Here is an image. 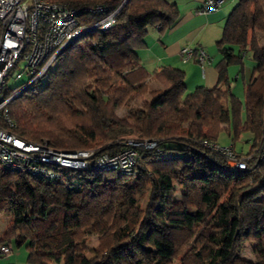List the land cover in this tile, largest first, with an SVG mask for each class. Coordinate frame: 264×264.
I'll list each match as a JSON object with an SVG mask.
<instances>
[{"label":"trees","instance_id":"16d2710c","mask_svg":"<svg viewBox=\"0 0 264 264\" xmlns=\"http://www.w3.org/2000/svg\"><path fill=\"white\" fill-rule=\"evenodd\" d=\"M54 1L106 8L80 14V23L113 12L115 20L72 41L44 84L7 105L12 134L95 155L118 153L126 134L157 143L138 149L129 176L92 161L81 170L51 167L59 174L54 182L0 167V215L7 218L0 243L23 246L30 264H264V0L237 1L217 41L218 85L191 92L182 70L148 72L136 53L150 28L173 23L175 4ZM248 52L255 66L242 101L231 92L228 67L243 65ZM221 131L245 169L201 144L216 142ZM242 133L252 135L246 152L233 145ZM244 243L250 258L241 256Z\"/></svg>","mask_w":264,"mask_h":264},{"label":"built area","instance_id":"2783aa9c","mask_svg":"<svg viewBox=\"0 0 264 264\" xmlns=\"http://www.w3.org/2000/svg\"><path fill=\"white\" fill-rule=\"evenodd\" d=\"M223 0H205L200 12L218 7ZM102 5L81 9L70 8L54 0H0V167L22 175H31L47 182L59 179L51 167L60 166L77 170L87 169L90 162L102 170H117L131 175L138 157V149H152L156 141L139 140L131 135L121 137L125 147L118 153L95 155L93 150L58 151L43 140L32 143L12 134L15 126L7 105L24 91L41 85V79L53 69L56 58L72 41L90 29L101 31L114 23L115 12L94 24L80 23V14L102 13ZM194 57L204 68L209 60L201 47H183L180 59L185 62ZM8 81L16 84L7 86ZM206 148L221 154L228 166L246 168V159L236 154L231 145L202 140ZM95 156L94 159L91 157ZM91 159V160H90ZM13 253L10 243H0V257Z\"/></svg>","mask_w":264,"mask_h":264},{"label":"crops","instance_id":"0c3cea01","mask_svg":"<svg viewBox=\"0 0 264 264\" xmlns=\"http://www.w3.org/2000/svg\"><path fill=\"white\" fill-rule=\"evenodd\" d=\"M166 1L177 6V17L164 30L160 31L158 27H152L148 30L144 38V45L136 50L141 65L148 72L158 71L162 67H174L182 70L184 72V83L188 92L193 91L197 87L214 88L218 85L216 64L222 59V53L217 45V41L221 38L225 21L238 0H223L218 7L206 12H200L205 0ZM183 47L203 48L209 56V60L204 68L194 57L183 62L180 59V50ZM246 54L244 53L243 56ZM243 70V65H230L228 67L229 84L230 75H232V79L236 80L239 74L242 73L243 75ZM224 86L222 84L220 88L224 89ZM230 89L233 93L231 84ZM251 138L252 135L250 134V139L247 141L250 142ZM6 223L7 220L3 223V226L0 225V237L6 229ZM12 255L13 253L9 257L0 258L6 259L3 263L10 264L13 261L11 259ZM0 264H2L1 261Z\"/></svg>","mask_w":264,"mask_h":264},{"label":"rangeland","instance_id":"374dc122","mask_svg":"<svg viewBox=\"0 0 264 264\" xmlns=\"http://www.w3.org/2000/svg\"><path fill=\"white\" fill-rule=\"evenodd\" d=\"M255 65V62L252 60L251 57V53L248 52L244 57H243V75L242 73L239 74V77L234 80L231 78L232 75H230L229 79H230V84H231V88L233 93L238 96V98H240L242 101H244V84L245 82L248 80L250 74L252 73V69ZM237 69V68H236ZM45 78L41 79V84L45 83ZM16 83L13 81H8L7 82V86H14ZM148 85L150 88H155L157 86L156 82L151 79L148 82ZM124 112V110H120L117 111L118 115H122ZM126 135H131V134H126ZM135 137V136H133ZM250 139V134L248 133H242L240 135V137L234 141L233 145L236 151H243L246 152L250 146L249 144V140ZM220 146H229L232 143L231 137H229L225 131H221L217 141H216ZM176 198L179 197V193H176ZM7 220V218L5 219V217H3L2 215H0V225H4L3 223ZM12 248H13V255L11 257V259H13L12 263L10 264H30L26 261V250L24 249L23 246L21 247H15L13 244ZM89 247H95L97 245V239L96 236H91L89 243H88ZM241 256L250 258L251 257V253H250V244L248 243H244L242 246V252H241ZM9 260V259H8ZM0 261L2 262V264H6L3 263V261H6L5 258H0ZM55 264V263H52Z\"/></svg>","mask_w":264,"mask_h":264}]
</instances>
